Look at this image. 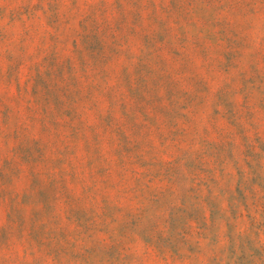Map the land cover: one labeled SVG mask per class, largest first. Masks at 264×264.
Segmentation results:
<instances>
[{
  "label": "rangeland",
  "instance_id": "rangeland-1",
  "mask_svg": "<svg viewBox=\"0 0 264 264\" xmlns=\"http://www.w3.org/2000/svg\"><path fill=\"white\" fill-rule=\"evenodd\" d=\"M0 264H264V0H0Z\"/></svg>",
  "mask_w": 264,
  "mask_h": 264
}]
</instances>
